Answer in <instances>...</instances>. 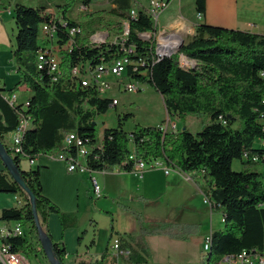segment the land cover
Masks as SVG:
<instances>
[{
	"label": "trees",
	"instance_id": "1",
	"mask_svg": "<svg viewBox=\"0 0 264 264\" xmlns=\"http://www.w3.org/2000/svg\"><path fill=\"white\" fill-rule=\"evenodd\" d=\"M89 2L82 0L80 6L86 9ZM158 3L165 4L164 0ZM66 4L59 0H38L33 5L19 1L12 5L16 28L13 54L18 80L8 89L0 86V92L12 93L18 85H25L28 93L15 106L9 105L0 94V140L4 143L5 135L14 129L21 113L29 117L24 118L27 125L19 142L27 159L60 153L75 157V144L65 145L62 141L68 132L75 133L88 147L84 161L89 170L131 172L132 151L146 161L160 157L169 168L189 174L209 201L211 210L221 212V226L209 232L208 245L199 264H218L212 258L214 254L235 256L242 250L264 251L262 173L247 167L264 163V146L259 143L264 139V33L197 20L188 41L176 52L155 59L156 26L146 6H136V14L132 16L133 0H113L114 7L104 13L91 12L85 23L80 24L66 16ZM193 5L195 14L202 17L206 0H193ZM53 7H57L60 15ZM104 14H115L118 20L112 23ZM43 23L54 30L52 43L60 59L58 75L50 72L46 63L38 61V53L47 42L41 32ZM71 27H75L73 36L68 33ZM124 27L128 32L121 38ZM102 28L109 33L114 31L115 38L93 43L91 35ZM143 32H149V39L140 36ZM122 55L129 60L125 77L149 84L158 91L169 116L206 115L209 122L197 132L185 127L163 130L162 124H136L127 131L118 117V123L104 127L100 137L96 117L109 109L113 97L101 95L94 83L81 84L71 70L76 65L81 71L86 66L92 70ZM180 55L196 63L182 67L178 63ZM130 115L125 113L123 119ZM4 146L9 153L7 144ZM254 156L256 160L252 159ZM23 158L14 155L13 162L34 196L45 233L51 238L47 226L51 213L58 215L62 230L75 227L76 214L60 211L42 193L39 167L21 168ZM235 159L244 168L234 170ZM0 192L12 193L20 200L17 205L1 208L0 219L19 220L26 225L24 235L7 240L11 249L25 257L38 252L44 254L28 195L6 168L0 169ZM134 214L138 232H115L120 248L127 254L118 255L114 251L106 258L104 252L98 264H150L147 236L167 235L187 240L195 232L196 225L180 221L179 216L172 220H147L139 212ZM110 221L113 231L112 216ZM52 249L64 264V246L52 241Z\"/></svg>",
	"mask_w": 264,
	"mask_h": 264
},
{
	"label": "rangeland",
	"instance_id": "2",
	"mask_svg": "<svg viewBox=\"0 0 264 264\" xmlns=\"http://www.w3.org/2000/svg\"><path fill=\"white\" fill-rule=\"evenodd\" d=\"M14 1L30 5L33 4L31 0ZM59 2L67 3L65 7L66 16L77 20L80 24L85 23L91 12L100 10L104 13V11L110 9L105 0H97L94 2L93 7H88L86 9L80 6L82 0H59ZM138 3H142L146 7L148 6V0H138ZM192 5L193 0H170L166 7L165 4L156 6L162 7L159 8L157 17L153 16L156 29L160 30V27L165 23L168 16H174L176 14L185 16L190 11L193 12V10L190 9ZM53 8L59 13L56 9L57 7ZM104 15L107 16L106 14ZM107 18L108 21L112 23L118 20V17L115 14H109ZM200 19L201 17L199 19L197 18V20ZM165 31L170 32L171 34L173 32V30ZM165 31L161 32V34H159L160 32H157L156 30L154 32L155 52H157V55L158 48H164L163 45H170L169 43H171L170 41L172 36L170 34H166ZM101 32L106 34V39L113 40L115 38L114 31L109 33L107 30L102 28ZM175 33L176 35H172L178 36L186 42V39L183 38L179 31ZM177 43H173L172 46L170 45V47H168L169 51H172V53L176 52ZM178 63L182 67H188L196 62L193 60L189 62V59L186 56L180 55V57L178 56ZM104 78L110 81V89L107 94L114 97L117 100V103L110 106L105 113L99 114L96 117V129L100 137L104 127L114 126L118 123V117L122 119L123 128L127 131L131 130L136 124H162L163 126L167 125L166 130H178L185 127L191 132H197L209 122V118L206 115H187L184 118H178L173 115L169 116L163 104L161 94L149 84H144L143 90L128 92L123 90L122 87L116 88L117 81H114L116 79L115 76L108 75ZM15 80L16 77L13 78L11 84H13ZM21 90V85H18L15 92L20 93ZM125 113H130L131 115L128 118L123 119V115ZM10 138L11 132L5 135L4 143H9ZM254 144H258L257 140L254 141ZM20 163L23 169L36 167V165L30 164L25 158H23ZM0 166L4 169L1 160ZM247 167L251 170H261V180L264 186V163L258 162ZM232 168L234 170H241L244 166L238 159H235L232 162ZM147 170L143 171L142 174L144 175L141 176L132 172L131 188L132 193L134 194V199L132 201L126 200V203L123 204L121 201H118L116 195H113L112 193L106 194V197L101 196L96 198L92 192L91 204L95 206L96 211L94 213V217L96 219V230L94 236L95 241L88 247L89 253L102 254L103 252H106V255L110 256L114 252L112 242L116 237V233L115 230L111 231V216L112 219L113 217L115 218L118 208L129 210V206H131L146 215V219L147 217L172 218L178 214L181 216L182 220H188L189 223L196 225L195 232L192 233L190 238L187 240H176L174 238H167L165 236L158 235L148 238L150 252L149 260L151 264H199L201 256L205 252L203 247L205 237L209 234L211 228L214 229L221 226V212L218 210H211L209 204L204 202V196L200 192L198 186L188 180L190 175L184 174V176H181L175 171H171L168 175H165L163 173V169L158 166ZM105 179L108 181L109 177L105 176ZM174 179H177V183L169 185L168 182L173 181ZM111 191L114 192L113 185ZM138 193L145 194L144 196H147V198L137 197ZM13 196L14 194L12 193L0 192V207L15 204ZM50 215H54V213H51ZM83 220V222H85L83 224L88 226L89 218L84 217ZM112 225L114 226V219L112 221ZM110 232L112 233L111 237H109ZM136 232H138V230ZM65 239L67 241L68 248L72 251H70L65 257L64 264H70L72 262L73 252L76 249V241H79L72 233L69 235L66 234ZM79 248V252H83L85 248L84 244L79 245L78 249ZM224 257L225 254L212 255V258L218 262L220 261V263L223 261V263L226 264H239L237 261L233 262L232 259L230 261L223 260ZM24 264L49 263L47 262L44 254L38 252L25 257Z\"/></svg>",
	"mask_w": 264,
	"mask_h": 264
},
{
	"label": "crops",
	"instance_id": "3",
	"mask_svg": "<svg viewBox=\"0 0 264 264\" xmlns=\"http://www.w3.org/2000/svg\"><path fill=\"white\" fill-rule=\"evenodd\" d=\"M31 1L33 4H35L38 0ZM95 1L97 0H90L88 7H93ZM166 1L167 0H164L165 7L169 3V1ZM0 2V86L4 89H8L11 88L18 80L16 63L13 54V50L15 47L16 28L13 18L12 5L15 3V1L0 0ZM105 2L107 3V6L109 8L115 6L113 4V0H105ZM136 3H138V0H133L131 8L137 10L136 6H138V4L143 5L142 3ZM263 5L264 0H206L205 13L200 20L209 24L221 25L230 28H239L255 33H264ZM81 7L83 6L81 5ZM190 9H192L193 12L190 11L185 16L180 14L168 16L165 23L160 27V30H173L172 34L175 35V32L179 31L182 34L183 38L188 41L193 36L194 26L197 21L196 14L194 11V5H192ZM47 10L52 11V8L48 7ZM165 33L170 34L172 38H178L179 40L182 39L178 36L172 35L170 32L165 31ZM159 34H161V32ZM14 77H16V80L13 84H11ZM21 89V92L17 93L18 99L20 101H22L28 93V89L25 85H21ZM32 165H36V167H39V176L42 187V193L50 201L56 204L60 211L66 213H74L77 216V225L75 227H69L64 230H62L60 227L59 218L57 214L54 213V215L48 216L47 219V226L52 241L63 245L66 250L64 259L67 254L72 251L67 246L65 236L66 234L69 235L70 233H72L74 236L77 237V239L79 236H81V239L78 240L79 242L76 241V249L73 248L75 250L73 252L74 254L72 257V262L70 264H98V261L104 252L102 254H90L88 249V247L91 246L95 241L94 236L96 230V219L94 217V213L96 211L95 206L91 204V196L93 190L90 183V175L96 178L98 185L101 189V196L106 197V194L112 193L113 195H116L118 201H121V203L124 204L126 203V200L132 201L134 199V194L132 193L131 188V177L133 173L118 170H113L109 172H71L66 169L65 163L63 161L58 159H51L45 155L35 157ZM0 169L3 168H1L0 166ZM171 171H175L181 176H184V173L179 172L175 169H170L169 173ZM169 173L164 174L168 175ZM105 176L109 177L108 181H106ZM188 180L192 181L193 184L197 185L191 178H189ZM176 183L177 179L168 182L169 185ZM112 185L114 192L111 191ZM144 195L145 194L138 193L137 197L147 198V196ZM13 198L15 199V204H11V206L17 205L20 201L19 197L16 195H14ZM1 208L4 207H0V209ZM134 212H139L140 214H142V212L136 210L135 208H132L131 206H129V210H124L122 208L117 209L116 216L115 218L113 217V229L116 233H136V231L139 229V226ZM142 215L146 217V215ZM178 216L180 221L189 223L188 220H182L181 216L178 214L176 216H173L172 218L147 217V219L172 220ZM84 217L89 218L88 226H85V224H83L85 223L83 222ZM82 232L85 234H83ZM151 236L154 235L146 237L147 244L148 238H150ZM158 236H165L167 238H171L167 235ZM81 244H84L85 246L83 252H79L80 248L78 249L79 245ZM107 257L109 256L106 255V258ZM220 264L226 263H223V261H221Z\"/></svg>",
	"mask_w": 264,
	"mask_h": 264
},
{
	"label": "built area",
	"instance_id": "4",
	"mask_svg": "<svg viewBox=\"0 0 264 264\" xmlns=\"http://www.w3.org/2000/svg\"><path fill=\"white\" fill-rule=\"evenodd\" d=\"M163 2V0H148L147 11L152 17V13L155 12V3ZM136 14V10L134 8L130 9V15L134 16ZM197 18L201 17V14L198 13ZM41 32L43 34V38L47 41L46 45L40 52L38 53V61L41 63H46L48 65L49 71L54 75H58L60 73V59L57 54V49L52 43L54 38V30L50 27L49 24L43 23L41 26ZM128 29L124 27L123 34L121 38H125L127 35ZM157 32H163V30H157ZM71 36L75 34V27H71L68 32ZM140 36L144 39H149V32H143ZM106 40V34L97 31L91 35V41L93 43H100ZM172 51H169L167 48H158V55H154L155 59H159L160 57L170 55ZM180 57V56H179ZM129 60L127 56L122 55L114 58L110 63L105 65H99L94 69H89L87 66L83 67L82 71L80 70V66H73L72 75L78 76L81 80V84L87 85L88 83H94L97 87L98 92L101 95H108L107 92L110 89V81L106 80V76L113 75L116 77L114 81L116 82V88L122 87L123 90L128 92H137L143 90L142 83L125 77V71L127 68V64ZM41 67V65H39ZM1 96L7 101V103L11 106H15L18 104V95L14 91L12 93H8L7 91H1ZM26 101V100H24ZM117 100L113 97L111 106L115 105ZM29 118L28 116H24L23 114H19L18 121L14 129L11 131V138L9 143H5L8 146L9 154L11 156L21 155L26 158L25 154L22 151V147L19 146V133H21V123L22 119ZM163 130H166L167 125L163 126ZM63 143L65 145L74 143L77 147L76 156L68 155L66 156L63 153L58 155H45L51 159H58L65 163L66 169L71 172H94L93 170H89L85 165V155L88 151V147L82 142V140L73 132H68L63 137ZM260 145L264 146V139L260 140ZM75 158H82V166L81 168H73V161ZM129 158L134 160V165L131 172L135 173L138 176H141L143 171L154 168L161 167L164 173H169L170 169L165 163L164 160L160 157L151 158L148 161L142 159L137 156L134 151L131 152ZM27 159V158H26ZM34 158L27 159L30 164L34 162ZM253 160H256L257 157H252ZM116 170V169H114ZM90 183L96 198L101 196V189L98 185L96 178L90 175ZM204 202H207L210 207L209 201L204 197ZM26 225L19 220H7L0 219V264H24L25 256L19 252L13 251L11 249V245L7 240L12 237H18L24 235ZM209 234L205 237L203 247L208 245ZM112 248L115 253L118 255H125L127 251L123 248H120L119 242L115 237L112 242ZM237 261L239 264H264V251H255V250H242L235 256H228L226 260Z\"/></svg>",
	"mask_w": 264,
	"mask_h": 264
},
{
	"label": "water",
	"instance_id": "5",
	"mask_svg": "<svg viewBox=\"0 0 264 264\" xmlns=\"http://www.w3.org/2000/svg\"><path fill=\"white\" fill-rule=\"evenodd\" d=\"M184 43L183 39H180L177 50L180 48V46ZM0 160L3 163L4 168L8 171L11 178L27 193L29 202L32 208L33 213V219L34 224L37 229V238L39 240V243L41 245V248L43 250L44 256L46 257L49 264H62L58 258L56 257L53 249H52V240L51 238L45 233V231L42 229L38 215L35 209V202H34V196L31 193L30 189L26 185L24 179L22 178L19 168L17 165L13 162V156H11L6 147L4 146V143L0 140Z\"/></svg>",
	"mask_w": 264,
	"mask_h": 264
},
{
	"label": "bare ground",
	"instance_id": "6",
	"mask_svg": "<svg viewBox=\"0 0 264 264\" xmlns=\"http://www.w3.org/2000/svg\"><path fill=\"white\" fill-rule=\"evenodd\" d=\"M161 5L162 4H160L158 2L155 3V12L152 13V15L154 17H157L159 8H162V7H156V6H161ZM168 41H170V40H168ZM170 42L171 43H169V44L172 46L173 43L174 44L177 43V42L179 43V39L178 38H176V39L175 38H172ZM178 43H177V46H178ZM170 45H167V48L170 47ZM177 46H176V51H177ZM163 47L166 48V45H163ZM156 55H157V52H156ZM71 72H73V68H72ZM26 125H27V121L24 120V119H22V123H21V133H22V130L25 128ZM21 133H19V142H20V138H21ZM81 166H82V158H75V161H73V168H81ZM205 248H207V245H206V247H204V249ZM226 259H227V256H225L223 260H226ZM218 264H220V261H219Z\"/></svg>",
	"mask_w": 264,
	"mask_h": 264
}]
</instances>
